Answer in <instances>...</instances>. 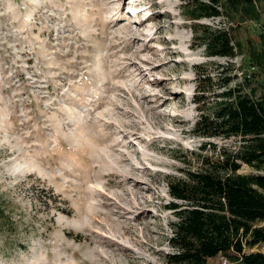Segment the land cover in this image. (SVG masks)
<instances>
[{
    "label": "rangeland",
    "instance_id": "374dc122",
    "mask_svg": "<svg viewBox=\"0 0 264 264\" xmlns=\"http://www.w3.org/2000/svg\"><path fill=\"white\" fill-rule=\"evenodd\" d=\"M181 5L0 0V264H165L166 178L239 145L192 133L196 72L232 66L231 86L256 72L246 49L208 57ZM263 22L237 37L258 45Z\"/></svg>",
    "mask_w": 264,
    "mask_h": 264
},
{
    "label": "trees",
    "instance_id": "16d2710c",
    "mask_svg": "<svg viewBox=\"0 0 264 264\" xmlns=\"http://www.w3.org/2000/svg\"><path fill=\"white\" fill-rule=\"evenodd\" d=\"M182 14L193 21L194 43L208 57L235 58L246 49L256 72L231 86L232 66L206 76L197 70L194 102L199 117L192 133L203 138L236 139L234 149H215V157L201 159V167L184 178L168 177L169 193L177 202L165 264H209L219 256L230 264H264V22L258 45H244L239 27L264 17V0H181ZM231 18L237 27L212 28L197 21ZM216 77V78H214ZM260 77L261 82L257 79ZM206 146L202 147L205 150ZM246 165L257 172L241 174ZM3 211L0 208V217Z\"/></svg>",
    "mask_w": 264,
    "mask_h": 264
},
{
    "label": "built area",
    "instance_id": "2783aa9c",
    "mask_svg": "<svg viewBox=\"0 0 264 264\" xmlns=\"http://www.w3.org/2000/svg\"><path fill=\"white\" fill-rule=\"evenodd\" d=\"M253 70H256V68L255 67H253L252 68ZM219 261H220V264H230V262H229V260H228V258L227 257H225V256H219Z\"/></svg>",
    "mask_w": 264,
    "mask_h": 264
}]
</instances>
